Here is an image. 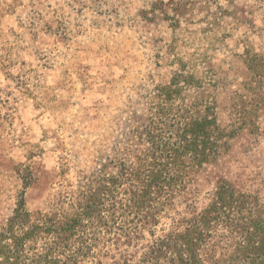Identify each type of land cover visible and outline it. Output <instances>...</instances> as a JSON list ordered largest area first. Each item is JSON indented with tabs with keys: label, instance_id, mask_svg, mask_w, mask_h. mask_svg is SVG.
I'll return each mask as SVG.
<instances>
[{
	"label": "rangeland",
	"instance_id": "obj_1",
	"mask_svg": "<svg viewBox=\"0 0 264 264\" xmlns=\"http://www.w3.org/2000/svg\"><path fill=\"white\" fill-rule=\"evenodd\" d=\"M246 51L264 53V0H0V227L19 195L30 211L67 207L126 117L180 63L204 85L225 84L223 98L244 77ZM261 124L262 136L241 135L204 168L157 235L204 208L219 179L264 202ZM151 239L109 243L98 260L136 261Z\"/></svg>",
	"mask_w": 264,
	"mask_h": 264
},
{
	"label": "trees",
	"instance_id": "obj_2",
	"mask_svg": "<svg viewBox=\"0 0 264 264\" xmlns=\"http://www.w3.org/2000/svg\"><path fill=\"white\" fill-rule=\"evenodd\" d=\"M242 57L244 77L223 98L225 84L204 85L188 63L173 69L126 117L67 207L30 211L19 195L0 227V264H100L107 244L134 245L145 233L151 242L123 264H264V202L226 179L204 208L156 233L206 166L241 135L263 134L264 53Z\"/></svg>",
	"mask_w": 264,
	"mask_h": 264
}]
</instances>
